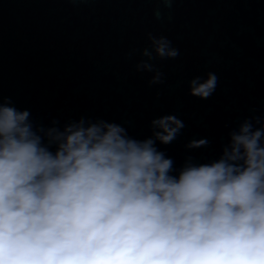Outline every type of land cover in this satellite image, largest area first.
I'll return each mask as SVG.
<instances>
[{
	"label": "clouds",
	"instance_id": "clouds-1",
	"mask_svg": "<svg viewBox=\"0 0 264 264\" xmlns=\"http://www.w3.org/2000/svg\"><path fill=\"white\" fill-rule=\"evenodd\" d=\"M154 2L170 10L176 0ZM155 16L164 19L161 9ZM148 38L155 57L179 55L167 38ZM142 55L155 59L148 49ZM137 70L163 82L151 63ZM216 84L213 73L197 77L190 94L206 99ZM10 105L0 102V264H264L260 117L230 134L219 160L187 163L173 176V161L155 142L180 133L174 115L153 120L159 130L138 141L115 123L83 118L62 131L34 130L30 113Z\"/></svg>",
	"mask_w": 264,
	"mask_h": 264
},
{
	"label": "water",
	"instance_id": "water-1",
	"mask_svg": "<svg viewBox=\"0 0 264 264\" xmlns=\"http://www.w3.org/2000/svg\"><path fill=\"white\" fill-rule=\"evenodd\" d=\"M149 33L179 55L155 57ZM141 61L163 82L151 84L155 71L137 70ZM209 73L214 92L191 95L190 81ZM9 98L30 113L34 130L62 131L83 118L115 123L138 141L159 130L153 120L174 115L180 133L155 142L173 161L170 175L211 164L245 120L264 121V0H176L170 10L154 0H0V102ZM200 139L206 146L187 147Z\"/></svg>",
	"mask_w": 264,
	"mask_h": 264
}]
</instances>
